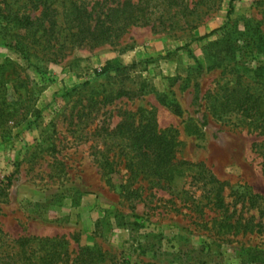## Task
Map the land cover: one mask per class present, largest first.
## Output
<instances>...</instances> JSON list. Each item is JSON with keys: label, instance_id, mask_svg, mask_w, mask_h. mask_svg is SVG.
Wrapping results in <instances>:
<instances>
[{"label": "rangeland", "instance_id": "obj_1", "mask_svg": "<svg viewBox=\"0 0 264 264\" xmlns=\"http://www.w3.org/2000/svg\"><path fill=\"white\" fill-rule=\"evenodd\" d=\"M130 1L141 2L139 16L150 24L92 49H52L49 59L37 47L28 60L0 33V65L10 62L29 77L22 81L23 74L17 83L22 99L15 104L16 121L0 127V230L10 240L62 238L72 259L90 249L104 254L106 264H252L242 248L264 249V237L234 235L211 206L198 207L191 198L195 172L186 171L166 189L140 177L134 188L141 186L142 199L126 200L124 144L107 133L127 113L154 108L159 128L177 131L179 161L202 165L235 196L250 191L264 197L256 148L261 138L210 112L215 95L237 75L246 74V81L254 76L244 68L264 65V57L240 38L251 22L264 34V0ZM222 40L237 47L239 64L208 71L205 52L221 49L211 45ZM110 61L119 69L102 74ZM257 74L251 79L264 97V78ZM117 88L130 95L98 102ZM0 90L11 95L12 83H0ZM164 103L179 105L182 116ZM107 156L119 165L110 176L100 166Z\"/></svg>", "mask_w": 264, "mask_h": 264}, {"label": "trees", "instance_id": "obj_2", "mask_svg": "<svg viewBox=\"0 0 264 264\" xmlns=\"http://www.w3.org/2000/svg\"><path fill=\"white\" fill-rule=\"evenodd\" d=\"M0 0V33L4 38H9L10 45L24 58L29 60L32 49L38 48L44 52V57L54 54L50 50L59 51L69 48H95L111 39H118L131 27L149 25L148 18H142L141 2L137 4L130 0L116 2L115 0H99L87 2L86 0H64L57 3L43 0ZM152 0H147L150 2ZM62 12V15H59ZM38 13V15H36ZM64 34V35H63ZM208 37V36H206ZM245 38L246 47L254 48L264 57V34L259 26L251 22L246 31L240 34ZM61 40H63L62 43ZM238 42L240 39H237ZM236 40V41H237ZM224 45V46H222ZM214 53L208 48L205 52L206 68L208 71L222 70L224 68H237V47L231 42L222 40L211 47H220ZM223 54H225L223 56ZM117 66L116 61L108 62L102 69V74H110ZM202 65L197 63L196 69ZM203 68V67H202ZM11 69V72L9 71ZM116 69H119L117 66ZM257 78L260 73L264 78V65L257 71H250ZM25 70L19 66L6 62L0 65V83H12L11 95L0 90V127L17 119V107L21 95L17 83L22 80ZM28 80V75L24 74ZM246 75V74H245ZM245 75H237L231 81L222 95H215V104L210 112L213 117L222 122H229L238 127H247L249 131L261 138L256 146L259 155L263 159L264 173V97L255 87L250 78L246 81ZM12 76L15 78L12 80ZM18 95L15 100L12 96ZM130 95L122 88L111 89L98 100L103 104H111L116 99ZM12 98V99H11ZM12 101V103H11ZM97 101V100H96ZM95 102V101H94ZM16 104V105H15ZM164 105L177 115L182 116L179 105ZM126 118L111 132L112 139L121 145L122 156L125 157V175H128L126 183L121 186L122 196L128 201L142 199L138 188H134L136 180L153 183H162L163 189L171 185L173 181L184 175L186 171L195 172L193 181L194 189L191 198L198 202V207L211 206L218 215L220 221H225L228 231L234 230V235L253 234L264 237V197L246 193L228 192L229 186L204 170L202 165L191 164L187 161H179L177 158L180 143L177 139V131L174 129H160L156 120L154 108L144 110L139 114H126ZM118 144V145H119ZM107 176L118 170L115 158H106L105 165L100 162ZM198 176V177H197ZM201 184V185H200ZM241 199V210L233 223L238 210L236 209ZM147 199V198H146ZM145 199V200H146ZM140 202H144L141 200ZM206 202V205H203ZM249 215L256 209L258 216L250 214L244 217V210ZM64 239L39 238L36 236L23 237L18 240H10L0 230V264H106L105 255L94 250L84 249L78 257L72 259ZM246 263L264 264V249L259 247H243ZM242 250V251H243Z\"/></svg>", "mask_w": 264, "mask_h": 264}]
</instances>
